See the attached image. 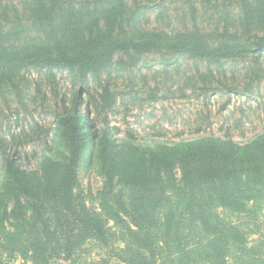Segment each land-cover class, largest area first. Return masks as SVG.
<instances>
[{
	"label": "rangeland",
	"instance_id": "1",
	"mask_svg": "<svg viewBox=\"0 0 264 264\" xmlns=\"http://www.w3.org/2000/svg\"><path fill=\"white\" fill-rule=\"evenodd\" d=\"M127 5L122 18L128 24L140 33L171 34L180 54L172 62L168 54H145L138 69L115 71L106 88L91 94L98 140L122 144L105 156L110 178L103 175L98 148L78 171L76 190L98 216L103 236L74 225L58 202H50V246L23 210L0 222V264H264V52L253 62L255 54L244 44L264 26V0ZM207 57L218 66L209 67ZM46 81L28 73L15 87L0 82V135L18 144L35 185L57 178L63 150L53 113L61 110L59 99L71 95L65 74H56L55 87ZM108 107L105 119L101 111ZM85 131L92 146L88 122ZM210 137L232 140L239 165L249 169L205 183H174L165 174L161 183L131 182L150 162L158 163L153 152L159 147H202ZM4 173L0 155V215L14 198Z\"/></svg>",
	"mask_w": 264,
	"mask_h": 264
},
{
	"label": "trees",
	"instance_id": "2",
	"mask_svg": "<svg viewBox=\"0 0 264 264\" xmlns=\"http://www.w3.org/2000/svg\"><path fill=\"white\" fill-rule=\"evenodd\" d=\"M127 1L0 0V82L15 87V81L21 80L24 74L36 73L55 87L56 74L60 73L66 75L71 88L68 99L65 96L59 99L61 110L53 113V129L63 150V158L56 165L55 181L45 177L35 185L22 162L18 144L13 145L0 135L4 185L14 193L12 208L0 215V222L26 210L33 222L40 225L49 246L51 232L47 204L50 202H58L74 225L87 227L97 236H103L98 216L85 207L76 190L78 171L86 157L91 161L95 159L98 148L103 175L110 178L105 156L108 150H118L122 144L98 140L90 114L93 90L106 88L115 71L132 73L138 69L137 60L145 54H168L171 62L180 54L176 48L178 40L171 34L140 33L133 23L128 24L129 18H122ZM244 44L249 47L248 53L255 54L253 62H257L260 53L264 52V26L244 39ZM199 57L202 61L205 53ZM206 60L209 67L217 65L213 57ZM206 91L201 90L204 94ZM20 92L22 90L18 94ZM249 92V88L244 91ZM83 95L87 96L86 101ZM110 111L112 107L101 111L105 119ZM86 122L91 129L92 146H89L85 131ZM1 126L4 127L5 122ZM127 137L129 141L132 136L128 134ZM259 144L263 146L264 158V143L260 141ZM235 151L236 144L229 138L213 137L206 139L202 147L189 145L169 150L159 147L153 152L158 163L150 162L143 175L131 182L139 186L161 183L163 174L174 183L229 179L238 171L249 169L239 165L242 160ZM24 160L27 159L24 157ZM154 170H159L157 177L150 180Z\"/></svg>",
	"mask_w": 264,
	"mask_h": 264
}]
</instances>
